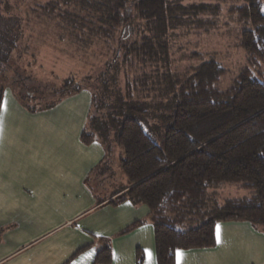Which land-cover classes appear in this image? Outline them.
<instances>
[{"label":"trees","instance_id":"16d2710c","mask_svg":"<svg viewBox=\"0 0 264 264\" xmlns=\"http://www.w3.org/2000/svg\"><path fill=\"white\" fill-rule=\"evenodd\" d=\"M195 1L39 0L36 12L31 11L61 32L58 39L66 35L82 45L80 53L89 54L79 60L90 82L67 78L54 90V101L36 108L54 106L66 96L90 89V115L81 138L86 144L99 139L108 152L114 141L122 149L119 166L127 185L109 203L143 204L148 215L118 234L150 222L156 264H175L180 249L213 247L220 221H247L264 232V71L259 72L260 79L251 67L264 68L262 0H218L232 2L229 12L248 24L237 40L246 62L224 89L217 83L226 68L215 53H206L205 60L168 84L160 76L168 42L178 35L172 30L175 15L190 14ZM17 2L0 0L1 76L23 35V17L13 10ZM201 22L206 30L214 25L211 18ZM98 45L105 52L98 51ZM190 55L200 57L197 52ZM16 57L20 55L15 53ZM165 92L172 94L170 124L150 136L142 120L155 118ZM1 98L0 89V103ZM231 184L249 194L220 197V190ZM141 253L136 250V264L142 263ZM111 258V246L103 239L93 263L107 264Z\"/></svg>","mask_w":264,"mask_h":264},{"label":"crops","instance_id":"0c3cea01","mask_svg":"<svg viewBox=\"0 0 264 264\" xmlns=\"http://www.w3.org/2000/svg\"><path fill=\"white\" fill-rule=\"evenodd\" d=\"M91 97L83 88L54 106L30 108L10 88L3 90L0 264H94L103 239L112 249L107 264H136L137 249L141 264H156L150 222L118 234L147 218L148 207L129 200L109 203L119 191L103 177L110 175L109 161L119 149L108 152L99 139L86 144L81 138ZM126 182L121 177L120 187ZM105 186L110 190L104 192ZM217 226L219 244L177 250L175 264H264V232L247 221H220L215 239Z\"/></svg>","mask_w":264,"mask_h":264},{"label":"rangeland","instance_id":"374dc122","mask_svg":"<svg viewBox=\"0 0 264 264\" xmlns=\"http://www.w3.org/2000/svg\"><path fill=\"white\" fill-rule=\"evenodd\" d=\"M11 1L13 2V0ZM36 1L39 0H18L17 6L13 7L16 14L23 17V35L18 42L17 50L11 52L12 60L5 66L7 71L3 73V76L0 75L2 92L10 88L17 101L23 105H29L30 108L40 107L54 101L57 98V93L54 90L61 86L67 78H75L82 84L90 82L89 78L88 80L84 78L83 74H86V68L82 67V62L79 60L80 55L88 56L89 54L80 53L82 45L71 42L70 37L68 38L66 35L58 39L61 32L55 30L45 19H43L45 23L36 19V14L31 12L32 10L36 12ZM194 3L196 6L192 8L190 14L175 15L177 23L172 30L178 35L168 42L169 48L166 51L167 57L164 70L161 71V79L168 84L173 78L177 79L183 76L185 69L189 66H194L203 59L205 60L206 53H215V58L226 68V72L217 83L218 87L224 89L230 86L233 78L246 62V54L238 45L237 40L240 30L247 27L248 24L239 19L237 14L229 12L232 4L230 1L196 0ZM261 7L264 13V0L261 1ZM209 18L214 25L211 29L206 30L205 24L201 21ZM207 26L209 25L207 24ZM98 46V51L101 49L105 52L102 45ZM192 52L199 53L200 57L190 55ZM15 53L20 57L14 58ZM251 67L254 68V75L262 79L259 72L264 71L263 66ZM108 72L112 73L111 70ZM169 96L172 94L169 95L168 92H165L164 105L159 109L155 118L150 119L151 116H148L142 120V126L150 136H156L170 124L167 117L172 112ZM113 136L111 134L110 138ZM112 143L114 144H112L111 151L114 152L112 149L117 147L119 155L115 150L113 158L109 161L111 173L103 178L106 181L109 179L114 181L117 190H119L121 177L124 176L118 163L122 149L115 141ZM225 187L220 190V197H240L249 194L248 190L235 184ZM110 189H112V185ZM110 189L109 186H105L104 192ZM100 247H102V243ZM141 254L143 255V253Z\"/></svg>","mask_w":264,"mask_h":264},{"label":"snow or ice","instance_id":"6c2138e0","mask_svg":"<svg viewBox=\"0 0 264 264\" xmlns=\"http://www.w3.org/2000/svg\"><path fill=\"white\" fill-rule=\"evenodd\" d=\"M216 243H220V233H219V226H217V232H216Z\"/></svg>","mask_w":264,"mask_h":264}]
</instances>
